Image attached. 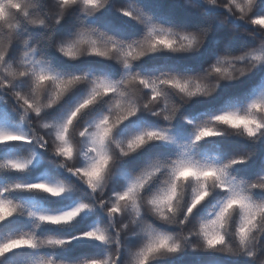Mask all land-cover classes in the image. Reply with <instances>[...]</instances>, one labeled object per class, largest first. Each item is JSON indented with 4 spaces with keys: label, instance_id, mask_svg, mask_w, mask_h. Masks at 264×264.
Returning <instances> with one entry per match:
<instances>
[{
    "label": "clouds",
    "instance_id": "1",
    "mask_svg": "<svg viewBox=\"0 0 264 264\" xmlns=\"http://www.w3.org/2000/svg\"><path fill=\"white\" fill-rule=\"evenodd\" d=\"M0 264H264V0H0Z\"/></svg>",
    "mask_w": 264,
    "mask_h": 264
}]
</instances>
